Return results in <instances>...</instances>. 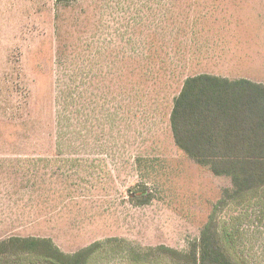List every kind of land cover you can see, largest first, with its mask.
<instances>
[{
  "label": "rangeland",
  "instance_id": "rangeland-1",
  "mask_svg": "<svg viewBox=\"0 0 264 264\" xmlns=\"http://www.w3.org/2000/svg\"><path fill=\"white\" fill-rule=\"evenodd\" d=\"M200 72L264 83V0H0V239L119 237L185 260L213 214L264 264V197L222 206L230 178L173 141L172 99Z\"/></svg>",
  "mask_w": 264,
  "mask_h": 264
},
{
  "label": "trees",
  "instance_id": "trees-1",
  "mask_svg": "<svg viewBox=\"0 0 264 264\" xmlns=\"http://www.w3.org/2000/svg\"><path fill=\"white\" fill-rule=\"evenodd\" d=\"M71 88L66 83L64 93ZM169 122L180 150L214 175L230 178L232 186L224 190L222 206L264 197V83L208 72L186 76L172 99ZM129 198L144 205L153 196L142 186L130 191ZM234 246L233 231L211 214L188 257L194 264H244ZM188 257L183 260L179 251L163 244L137 249L119 237L95 241L73 253L47 237L0 239V264H189Z\"/></svg>",
  "mask_w": 264,
  "mask_h": 264
}]
</instances>
